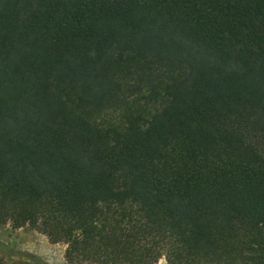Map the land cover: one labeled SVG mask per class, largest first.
<instances>
[{
	"label": "trees",
	"instance_id": "16d2710c",
	"mask_svg": "<svg viewBox=\"0 0 264 264\" xmlns=\"http://www.w3.org/2000/svg\"><path fill=\"white\" fill-rule=\"evenodd\" d=\"M0 222L264 264V0H0Z\"/></svg>",
	"mask_w": 264,
	"mask_h": 264
},
{
	"label": "rangeland",
	"instance_id": "374dc122",
	"mask_svg": "<svg viewBox=\"0 0 264 264\" xmlns=\"http://www.w3.org/2000/svg\"><path fill=\"white\" fill-rule=\"evenodd\" d=\"M67 244L52 242L49 236L34 227H13L0 222L1 264H69ZM156 264H167L162 258Z\"/></svg>",
	"mask_w": 264,
	"mask_h": 264
}]
</instances>
